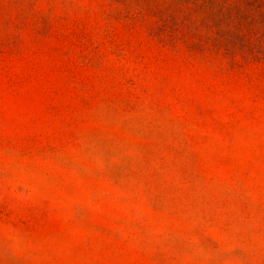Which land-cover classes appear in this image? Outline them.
<instances>
[{
    "label": "rangeland",
    "instance_id": "obj_1",
    "mask_svg": "<svg viewBox=\"0 0 264 264\" xmlns=\"http://www.w3.org/2000/svg\"><path fill=\"white\" fill-rule=\"evenodd\" d=\"M0 264H264V0H0Z\"/></svg>",
    "mask_w": 264,
    "mask_h": 264
}]
</instances>
